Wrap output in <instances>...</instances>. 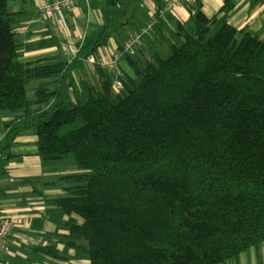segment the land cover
<instances>
[{
    "label": "trees",
    "instance_id": "trees-1",
    "mask_svg": "<svg viewBox=\"0 0 264 264\" xmlns=\"http://www.w3.org/2000/svg\"><path fill=\"white\" fill-rule=\"evenodd\" d=\"M9 1L0 0L9 133L36 129L43 161L81 168L58 178L72 183L64 195L47 198L83 216L57 241L88 243L92 264H220L263 243L264 37L230 20L232 0L215 15L183 0L193 25L176 18L170 52L144 66L127 54L136 75L124 70L122 88L98 59L106 35L127 23L128 0H108L115 8L99 35L54 63L19 60ZM93 57L95 77L84 76Z\"/></svg>",
    "mask_w": 264,
    "mask_h": 264
},
{
    "label": "crops",
    "instance_id": "crops-1",
    "mask_svg": "<svg viewBox=\"0 0 264 264\" xmlns=\"http://www.w3.org/2000/svg\"><path fill=\"white\" fill-rule=\"evenodd\" d=\"M43 1H9L10 10L17 15L16 35L23 46L19 60L24 63L72 59L81 44L99 35L107 16L115 8L108 0H78L73 7L65 9L62 16L47 17L39 9ZM232 1L230 20L239 26H248L264 37V0ZM202 2L206 13L215 15L225 0ZM127 6V23L106 35L99 49L100 57H113L129 33L138 29L155 12L157 1L128 0ZM176 18H183L193 25L186 3L176 7L162 22V29L148 35L132 53L139 65L144 66L147 60H154L156 53L167 55L170 52V39H175L170 29L172 32L176 29ZM88 64L84 61L81 66L84 76L92 72L87 69ZM121 65L127 74L136 75L128 57ZM49 80L37 79L32 84ZM14 115L10 110H0V215L7 213L16 220L13 248L2 255L0 264H92L88 243L78 239L81 245L77 247L57 241L70 233L72 222H83V216L47 201V198L64 195L65 186L72 184L57 182L59 177L81 171V168L68 159L43 161L36 129H23L10 135L6 120ZM40 245L55 248L59 254L32 248ZM220 264H264V241L258 247L254 245L243 251L239 258Z\"/></svg>",
    "mask_w": 264,
    "mask_h": 264
},
{
    "label": "built area",
    "instance_id": "built-area-1",
    "mask_svg": "<svg viewBox=\"0 0 264 264\" xmlns=\"http://www.w3.org/2000/svg\"><path fill=\"white\" fill-rule=\"evenodd\" d=\"M78 0H45L39 6L40 10L47 17L62 16L65 9L75 5ZM183 0H165L164 6L156 9L155 12L147 19L138 29L133 30L126 37L121 47L115 52L113 57L101 56L98 61L108 65L114 70V84L118 88L124 86L123 74L124 69L120 65L122 59L129 53H134L137 47L144 39L157 30L158 24L164 18L168 17V12L182 5ZM97 58L93 57L91 62L94 63ZM16 227L15 218L7 213L0 215V255L9 252L14 244V231Z\"/></svg>",
    "mask_w": 264,
    "mask_h": 264
},
{
    "label": "rangeland",
    "instance_id": "rangeland-1",
    "mask_svg": "<svg viewBox=\"0 0 264 264\" xmlns=\"http://www.w3.org/2000/svg\"><path fill=\"white\" fill-rule=\"evenodd\" d=\"M170 32H171V35H173V32L171 31V29H170ZM152 34H153V33H152ZM173 37H174V36H173ZM91 65H92V62H91L90 64L87 65V69L90 70V71H92L91 74H90L89 76H91V77H95V75H94V72H95V71L93 70V68H92L93 66L91 67ZM93 71H94V72H93ZM49 84H50V82H49ZM30 95H32L31 92H30Z\"/></svg>",
    "mask_w": 264,
    "mask_h": 264
}]
</instances>
